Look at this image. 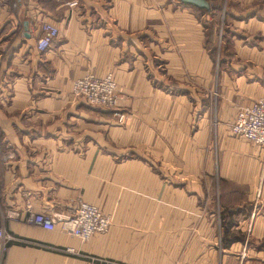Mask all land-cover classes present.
Masks as SVG:
<instances>
[{
    "label": "crops",
    "instance_id": "0c3cea01",
    "mask_svg": "<svg viewBox=\"0 0 264 264\" xmlns=\"http://www.w3.org/2000/svg\"><path fill=\"white\" fill-rule=\"evenodd\" d=\"M219 16L216 70L212 14L179 0H0V227L22 240L2 264H256L264 146L230 124L264 98V0ZM44 21L59 33L39 51ZM88 73L113 75V108L71 95ZM78 200L105 233L26 222Z\"/></svg>",
    "mask_w": 264,
    "mask_h": 264
},
{
    "label": "built area",
    "instance_id": "2783aa9c",
    "mask_svg": "<svg viewBox=\"0 0 264 264\" xmlns=\"http://www.w3.org/2000/svg\"><path fill=\"white\" fill-rule=\"evenodd\" d=\"M40 29L41 35L36 41V48L39 51H44L57 38L59 30L55 24L49 21L42 22ZM116 93V82L111 73L104 77H96L88 73L71 82V95L74 98L84 100L90 106L103 110L115 106ZM230 130L233 134L244 137L256 145L264 146V98L239 107L230 124ZM5 214L8 215L9 212ZM26 222L47 230L57 229L85 242L96 233H105L112 221L111 217L104 214L96 205L78 200L71 212H30ZM13 241L22 240L0 227V264L3 262L9 244ZM66 250L72 251V248Z\"/></svg>",
    "mask_w": 264,
    "mask_h": 264
},
{
    "label": "trees",
    "instance_id": "16d2710c",
    "mask_svg": "<svg viewBox=\"0 0 264 264\" xmlns=\"http://www.w3.org/2000/svg\"><path fill=\"white\" fill-rule=\"evenodd\" d=\"M210 4V10L206 11L208 14H212L211 20H203V23L206 26L207 29V46L209 48V51L211 54L215 50V44H216V38L218 34V29L220 25V12H221V0H207Z\"/></svg>",
    "mask_w": 264,
    "mask_h": 264
},
{
    "label": "rangeland",
    "instance_id": "374dc122",
    "mask_svg": "<svg viewBox=\"0 0 264 264\" xmlns=\"http://www.w3.org/2000/svg\"><path fill=\"white\" fill-rule=\"evenodd\" d=\"M222 28V24H221V20H220V25H219V29H218V34H217V38H216V44H215V50L212 53L213 59H214V69H218L219 67H221V58L219 56V52L221 51L223 43H222V35L220 36L219 33H221V29ZM2 142H0V151H3V146L1 145ZM245 196V195H244ZM262 243L258 244L256 246V251L259 250H263L264 249V240H261ZM257 259L256 264H264V254L261 255H256ZM245 257V256H244Z\"/></svg>",
    "mask_w": 264,
    "mask_h": 264
},
{
    "label": "water",
    "instance_id": "95a60500",
    "mask_svg": "<svg viewBox=\"0 0 264 264\" xmlns=\"http://www.w3.org/2000/svg\"><path fill=\"white\" fill-rule=\"evenodd\" d=\"M181 3L190 5L202 10L209 11L210 10V4L207 0H179Z\"/></svg>",
    "mask_w": 264,
    "mask_h": 264
}]
</instances>
